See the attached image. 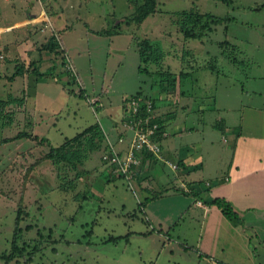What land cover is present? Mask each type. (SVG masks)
Returning a JSON list of instances; mask_svg holds the SVG:
<instances>
[{"label":"rangeland","instance_id":"1","mask_svg":"<svg viewBox=\"0 0 264 264\" xmlns=\"http://www.w3.org/2000/svg\"><path fill=\"white\" fill-rule=\"evenodd\" d=\"M156 2L154 14L136 23L144 0H0V27L36 14L29 25L1 34L0 100L15 96L25 102L27 92L37 98L6 106L0 116V264H219L197 248L201 217L177 214L189 195L157 194L159 200L149 204L146 197L160 187L148 183L154 189L147 193L134 182L133 191L120 176L103 174L101 158L108 148L90 150L75 166L55 165L46 157L50 146L92 124L107 129L106 123L118 124L122 114L123 124L124 102L136 94L155 99L160 113H176L179 125L196 124L201 136L220 146L221 132L212 125L215 80L221 94L242 84L250 101L264 107V0ZM183 12L217 21L201 40L184 38ZM52 38L62 57L46 50ZM149 40L158 42L160 62H140ZM16 67L24 75L14 80ZM32 80L45 82L36 94ZM171 82L185 97L166 98L163 106L160 99ZM19 132L48 142L14 139ZM110 134L103 135L104 144L116 148ZM207 178L212 176H201ZM178 189L170 193L183 194Z\"/></svg>","mask_w":264,"mask_h":264},{"label":"crops","instance_id":"2","mask_svg":"<svg viewBox=\"0 0 264 264\" xmlns=\"http://www.w3.org/2000/svg\"><path fill=\"white\" fill-rule=\"evenodd\" d=\"M34 15L36 16L35 13H29L21 22L0 27V42L3 32L30 23V18ZM36 20L39 21V18ZM23 75L22 72L14 80ZM14 80L10 82L15 85ZM32 82L34 94L39 86L45 83L44 80H32ZM219 85L220 80H215L214 88L218 91L216 95L218 98L214 100L212 106V110L217 111L212 125L221 132L222 145L207 141L206 136H201L204 131H200L196 124L182 122L179 125L176 113H160L161 109L155 102L157 117L165 126V135L157 139L162 148V156L165 160L178 165L176 170H172L165 162L153 156H143L135 170V182L147 193L154 189L147 184L153 183L157 189L160 187V190L151 191L153 195L160 194L169 199L184 195L177 192L170 193V191H177L182 184L187 186L190 194L187 197L184 196L186 207L177 211V214L186 212L190 216H195L194 218L201 217L199 237L196 241L201 255L219 264H264V259L262 261L258 259L260 250L257 248H262V254H264V243L259 241L264 242V107L250 101V91L246 90L242 84L239 90L231 87L228 92H233L229 94H221L218 90ZM177 91V89L167 91L165 99L162 97L160 99L161 102L165 101L162 105L166 106V98L172 97L178 102L185 97L182 88L179 92ZM27 94L24 103L27 102V98L35 96L29 95L28 92ZM95 98L100 100L99 95ZM34 99L36 102V96ZM229 100H231L230 103H226ZM100 105L98 103L96 107ZM185 107L186 105L182 108ZM122 117L123 114L118 124H113V121L107 122V129L99 125L105 135L112 133L111 136L109 135L111 140L107 138L119 151L127 147L131 137L130 132L122 128ZM199 124L203 125V121ZM121 134L125 136L124 143H119L117 140ZM193 134H197L199 140L192 139ZM106 165H103V174L106 171L107 179H113L115 174ZM209 168L213 170L210 174L206 171ZM167 169H170V174L166 176ZM201 176L204 178L212 176V178L203 180ZM176 182H181V185L177 186ZM153 195L146 197L149 199V204L159 200ZM214 197L225 198L233 205L244 226L247 227L246 231H243L242 225L233 226L215 206L205 204V200ZM197 202L205 205L199 206Z\"/></svg>","mask_w":264,"mask_h":264},{"label":"trees","instance_id":"3","mask_svg":"<svg viewBox=\"0 0 264 264\" xmlns=\"http://www.w3.org/2000/svg\"><path fill=\"white\" fill-rule=\"evenodd\" d=\"M157 0H144V3L142 6L138 8V11H142L143 15L142 16H134L133 20L136 23H139L141 20H143L146 16L150 14H154L155 9H156V2ZM224 3H231V0H219ZM185 13V12H183ZM192 13H185L182 14V18L179 21L180 29L179 32L183 35L184 38H193V39H198L201 40L203 37L207 35V31L210 30L211 28V23H214L217 21L216 17H213L209 14H204V15H198V14H192ZM210 16L209 20H204L205 17ZM105 34H111L109 31H106ZM150 41V40H149ZM152 42L149 44L144 43V48L142 51H140L139 54V60L140 62H146V63H151V62H160L162 59V50L158 47V42L150 41ZM154 43V45H153ZM227 43L226 41L221 42L219 45H223ZM46 50L50 53L53 54V58H55L57 55L62 57L63 52L59 48V45L57 42L52 40L45 46ZM56 59V58H55ZM34 64L30 63L29 66H33ZM211 66V65H210ZM214 71V69H211ZM22 68L16 67L15 72L12 76H18L22 74ZM35 71V70H34ZM138 71L142 72L141 66L139 65ZM37 75L43 76L41 73L35 71ZM182 74V73H181ZM183 75V74H182ZM170 86V89L168 91H173L175 90V82H171L168 84ZM181 89V88H180ZM85 91L82 90L80 91V95H83ZM136 97H139V94L134 95ZM150 98L153 102V108L155 109L156 105L155 102L156 100L153 99L152 97H146ZM24 103V98H16L13 96H9L6 100H0V116L5 115L6 113L3 112L6 106H9L11 104H16V105H23ZM98 109V107H97ZM159 125H160V130L161 132L164 131V124L159 117L156 118ZM103 132L100 130V126L98 123L92 124L83 130L79 131L76 133L73 137L64 140L62 144L56 147L50 146V149L46 155L48 159L52 161L53 164L59 165L61 163H66L72 166H75L76 164H81L84 160L88 158L87 152L90 150H95L97 148L101 149H107V143L104 144V136ZM160 137V136H159ZM21 138H29L32 139L33 141H37L38 143H43V142H48L46 138H40L36 135H33L32 133L29 132H19L14 139H21ZM7 142V140H5ZM49 144V143H48ZM146 156V155H145ZM149 156V155H148ZM102 159V158H101ZM102 162L104 160L102 159ZM178 165V164H177ZM107 167L111 168V171L113 173V168L112 166ZM73 168V167H71ZM135 176V174H134ZM117 177V176H116ZM135 182V180H134ZM178 191H181L184 195H189L190 192H184L180 189ZM190 191V190H189ZM192 192V191H191ZM159 195V194H158ZM155 194L154 198L158 196ZM195 196V195H194ZM147 201L149 200L148 198L146 199ZM205 204L207 206H215L221 214L225 217L227 221H229L233 226H239L242 225L243 231L247 230V227L244 226L243 221L239 215V213L235 210L233 205L227 201L225 198L222 197H214L210 198L208 200H205ZM204 204V205H205ZM113 240V239H111ZM262 243H264L262 241Z\"/></svg>","mask_w":264,"mask_h":264},{"label":"built area","instance_id":"4","mask_svg":"<svg viewBox=\"0 0 264 264\" xmlns=\"http://www.w3.org/2000/svg\"><path fill=\"white\" fill-rule=\"evenodd\" d=\"M123 107L126 116L122 126L131 134L129 143L123 151H119L106 141L108 150L102 159L108 166H112L115 175L120 176L131 190L135 191L133 187L134 174L143 156H153L157 160L165 162L172 170H176L177 165L162 157V148L157 139L159 136H164L165 132H161L159 129L160 125L156 119L157 114L153 108L152 100L143 96H132L125 100ZM124 140V134L118 137L119 143H124ZM181 190L189 192L187 186L183 184ZM197 204L204 205L201 202H197Z\"/></svg>","mask_w":264,"mask_h":264}]
</instances>
